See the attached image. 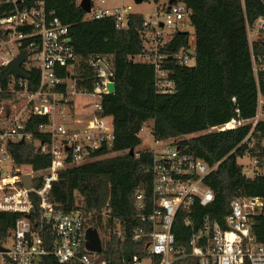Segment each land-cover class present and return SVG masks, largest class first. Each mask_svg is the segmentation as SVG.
I'll return each mask as SVG.
<instances>
[{"label": "trees", "instance_id": "trees-1", "mask_svg": "<svg viewBox=\"0 0 264 264\" xmlns=\"http://www.w3.org/2000/svg\"><path fill=\"white\" fill-rule=\"evenodd\" d=\"M143 1L158 4L161 0ZM44 2L46 14L68 29L75 50L72 72L77 86L91 90L95 79L93 64L103 58L111 63L115 82V93L107 95L103 103L105 115L112 118L113 156L71 169L72 205L84 217L85 230L91 226L98 230L103 245L101 253H89L84 249L83 238L82 254L95 264H130L133 257L148 256L152 224L141 222V216L152 208L153 154L144 150L136 153L138 158L134 155L142 144L140 133L145 128L155 142L172 141L181 154L215 167L204 179L214 196L213 202L206 207L195 203L189 212L179 211L175 218L177 249L191 251V236L206 218L226 229V218L237 198L264 200V122L254 128L252 125L258 95L264 97V34L250 49L245 28L246 21L252 24L264 16V2L245 0L243 5L241 0H166L164 6L181 3L190 11L189 23L194 30L193 45L190 35L177 29L165 43V68L174 85L167 94L156 92L153 68L135 59L143 54L140 43L145 34L144 16L132 14L126 28L117 29L112 18L87 19L78 0ZM23 6H35V0H24ZM10 11L11 6L0 2V21ZM181 50H192L193 66H181L171 58ZM12 75L10 67L0 68V84ZM59 75L64 77L65 73ZM28 76L31 86L36 71ZM233 121L241 125L220 130ZM40 122L38 118L28 122L33 138L38 137L34 126ZM247 155L257 161L261 171L252 180L243 177L238 163ZM10 156L15 164L30 166L34 171L43 170L50 163L49 156L37 151L34 143H13ZM138 194L147 206L144 210L136 202ZM35 211L38 212L37 206ZM20 218L21 214L0 213V247ZM117 228L122 237L117 236ZM253 233L257 242L264 245V209L255 218ZM42 234L47 250L53 251L59 239L48 226ZM135 236L140 238L134 240ZM39 264L59 263L49 255ZM174 264L200 262L182 257Z\"/></svg>", "mask_w": 264, "mask_h": 264}, {"label": "built area", "instance_id": "built-area-1", "mask_svg": "<svg viewBox=\"0 0 264 264\" xmlns=\"http://www.w3.org/2000/svg\"><path fill=\"white\" fill-rule=\"evenodd\" d=\"M90 1L87 19L112 18L117 29L126 28L129 17L134 14L132 7L122 0L118 6L110 5L112 0ZM244 1L241 0L243 5ZM0 2L11 6L9 15L0 21V68L9 67L23 53L26 59L21 65L22 71L27 76L32 71L37 74L32 81L34 87L28 83L29 76L24 80L14 74L0 84V97H13L0 99V213L22 215L1 247L0 264H39L49 255L56 257L59 264H95L81 252L85 219L72 205L71 169L113 156L112 118L103 110L104 98L110 95L107 87L113 78L111 63L104 58L97 59L93 64L94 85L89 91L82 90L72 72L75 50L70 44L68 29L46 14L44 0H35L31 8L23 6L24 0ZM190 15L179 3L159 4L155 11L144 16L145 34L140 43L143 54L135 59L153 68L157 93L172 91L174 85L168 79L163 48L169 34L184 27ZM245 28L251 49L264 34V16L252 24L246 21ZM171 58L181 66H193L195 62L192 50H181ZM61 72L65 73L64 77L59 75ZM77 98L83 100L78 111ZM30 118L42 121L34 126L36 138L28 130ZM263 122L264 97L259 94L253 128ZM231 123L233 126L226 125L220 130L241 125ZM18 141L34 143L37 151L47 154L48 167L34 171L30 166L15 164L10 145ZM165 142L161 150H149L153 154L152 208L149 214L141 216V222L152 224L146 248L148 256L133 257L130 264H174L182 257L196 258L200 264H264V245L257 242L253 233L255 218L264 209L261 198H237L226 218V229L206 218L191 236V251L177 249L173 233L175 218L179 211L189 212L195 203L206 207L213 202L214 196L204 179L215 167L181 154L172 141ZM95 153L101 155L93 156ZM255 163L258 169L253 172L242 168L246 180L261 174L256 160ZM27 176L29 188L23 182ZM136 202L140 209L147 208L141 194L136 196ZM45 226L59 239L53 251L47 250L43 239ZM116 233L122 237L118 228ZM139 238L135 236L134 240Z\"/></svg>", "mask_w": 264, "mask_h": 264}, {"label": "rangeland", "instance_id": "rangeland-1", "mask_svg": "<svg viewBox=\"0 0 264 264\" xmlns=\"http://www.w3.org/2000/svg\"><path fill=\"white\" fill-rule=\"evenodd\" d=\"M122 2L126 5H130L132 7L133 13L134 14H140L142 16H146L151 14L153 11H155L158 7L159 4L163 5L166 3V0H161L158 4L153 2V1H143L139 4H136L133 0H122ZM110 5L112 6H118L120 5V0H112L109 2ZM180 31H184L190 35V44H194V30L192 26L189 23V19L186 20V25L184 27H179ZM83 103V100L81 99H76L75 100V107L76 110H81V104ZM230 126H233V123L229 124ZM140 138L142 139V144L135 150V153L141 152L144 150H156L159 151L161 150L164 146H166V142H155L153 140V137L150 133V130L148 128H145L141 133H140ZM239 165L242 166L243 170H250L254 171L257 170V165L255 163V160L252 157H249L247 155L246 157L239 158L238 159ZM101 236V235H100Z\"/></svg>", "mask_w": 264, "mask_h": 264}, {"label": "water", "instance_id": "water-1", "mask_svg": "<svg viewBox=\"0 0 264 264\" xmlns=\"http://www.w3.org/2000/svg\"><path fill=\"white\" fill-rule=\"evenodd\" d=\"M133 1L136 4L143 2V0H133ZM90 5H91L90 0H81V2L79 3V7L85 14L89 13ZM25 59H26L25 54L21 53L17 58H15L13 61L10 62L9 67L16 77L27 80L28 76L21 69V65L24 63ZM107 88L110 95H113L115 93V82L113 78H110V83L108 84ZM23 182L25 187L29 188L30 180L28 176L23 179ZM84 247L85 250L89 253L98 254L102 252L103 245H102L101 236L95 227L91 226L85 230ZM0 251H2L1 247H0Z\"/></svg>", "mask_w": 264, "mask_h": 264}, {"label": "bare ground", "instance_id": "bare-ground-1", "mask_svg": "<svg viewBox=\"0 0 264 264\" xmlns=\"http://www.w3.org/2000/svg\"><path fill=\"white\" fill-rule=\"evenodd\" d=\"M228 127H230V125L228 124Z\"/></svg>", "mask_w": 264, "mask_h": 264}]
</instances>
